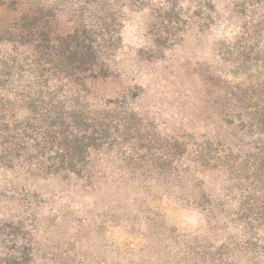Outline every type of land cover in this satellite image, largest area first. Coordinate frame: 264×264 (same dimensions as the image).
I'll use <instances>...</instances> for the list:
<instances>
[{"label":"rangeland","instance_id":"rangeland-1","mask_svg":"<svg viewBox=\"0 0 264 264\" xmlns=\"http://www.w3.org/2000/svg\"><path fill=\"white\" fill-rule=\"evenodd\" d=\"M0 264H264V0H0Z\"/></svg>","mask_w":264,"mask_h":264}]
</instances>
